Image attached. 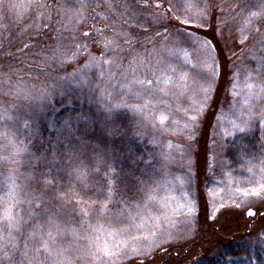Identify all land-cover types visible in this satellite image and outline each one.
Segmentation results:
<instances>
[{"label": "rangeland", "instance_id": "obj_1", "mask_svg": "<svg viewBox=\"0 0 264 264\" xmlns=\"http://www.w3.org/2000/svg\"><path fill=\"white\" fill-rule=\"evenodd\" d=\"M160 1L215 50L145 0H0V264H264V1Z\"/></svg>", "mask_w": 264, "mask_h": 264}, {"label": "trees", "instance_id": "obj_2", "mask_svg": "<svg viewBox=\"0 0 264 264\" xmlns=\"http://www.w3.org/2000/svg\"><path fill=\"white\" fill-rule=\"evenodd\" d=\"M264 1V0H263ZM53 0H48V3H52ZM145 3L148 4L153 11L157 12V14H162L164 16V27H162L164 30L170 31H177V32H184L188 34H194V35H199V37L207 40L212 48L215 50V43H216V27H215V22H216V17L215 13H213L212 17L208 19V24L206 27H200L198 25H193L190 23H187L185 21H182L179 19L178 15L174 13L168 5L166 6L164 3H162L160 0H145ZM54 4V3H53ZM52 4V5H53ZM51 5V6H52ZM52 9V8H51ZM210 11H214V8L211 9ZM211 12V13H212ZM34 19V18H33ZM38 21L37 19H34ZM73 46V43H70V47ZM235 48H238L239 45H234ZM64 48H68L69 46H65ZM223 53H225V48L221 50ZM58 103V102H54ZM75 106V105H74ZM76 107V106H75ZM75 108L69 109L66 113L65 110L60 109L56 113H52V120L53 123L59 122L58 120L63 121L65 120V117H75ZM77 109V108H76ZM91 123V122H90ZM48 124V123H47ZM51 126V124H49ZM125 128H123V131H114L109 133L108 141L106 143H110L111 139L115 142H117L120 138L121 143H123L126 147L130 148H135L137 147V143L135 142V139L131 135L132 138H129V132L127 131L126 134H124ZM45 132V133H44ZM49 127H43V142L42 144H36V147H34V150H39V153L41 152H47L46 154L50 153L48 152L49 148L51 147L53 149V145H55V142H53V139L49 137L50 135L48 134ZM97 136L100 137L97 138ZM88 137H94L96 139L91 138L93 143H100L104 141V134L100 133L98 129H94V132L89 134ZM51 138V139H48ZM107 137L105 138V140ZM113 143V141H112ZM109 145V144H107ZM42 147V149H38ZM259 153L258 147L255 145V143L251 142V140L247 137H234L230 140L225 141V158L228 161V163H231L233 165H239L242 164L245 161H249L251 159L257 158ZM51 157L52 155H48ZM123 190H128V189H123Z\"/></svg>", "mask_w": 264, "mask_h": 264}, {"label": "water", "instance_id": "obj_3", "mask_svg": "<svg viewBox=\"0 0 264 264\" xmlns=\"http://www.w3.org/2000/svg\"><path fill=\"white\" fill-rule=\"evenodd\" d=\"M247 215H248V216H252V215H253V212H252V211H248V212H247Z\"/></svg>", "mask_w": 264, "mask_h": 264}]
</instances>
